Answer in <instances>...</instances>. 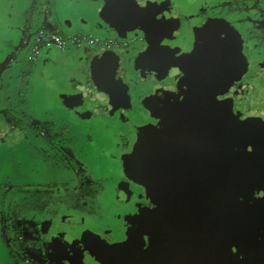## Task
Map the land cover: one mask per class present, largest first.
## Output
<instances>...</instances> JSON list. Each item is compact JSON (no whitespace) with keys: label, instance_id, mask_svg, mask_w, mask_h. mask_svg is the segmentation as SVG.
I'll use <instances>...</instances> for the list:
<instances>
[{"label":"flooded vegetation","instance_id":"af4514ba","mask_svg":"<svg viewBox=\"0 0 264 264\" xmlns=\"http://www.w3.org/2000/svg\"><path fill=\"white\" fill-rule=\"evenodd\" d=\"M187 1L169 0L168 10L165 9V12L169 11L173 18L176 16L170 20L179 24L178 29L171 35L161 32L160 37H157V30L153 32V36L156 37L154 40L150 37L149 25L144 29L141 26L138 36L126 35V30L122 31L119 26L107 24L105 21L89 24L85 28L67 25L56 18L51 10L50 0H32L39 18L23 25L27 36L22 44L20 43L22 34L17 36L21 30L6 33L7 44L3 45L4 50L0 49V62L4 63V70L8 74L10 71L14 73L21 70L23 75L19 77L24 81L21 86L26 83L24 76H27L30 81L24 87L29 89L30 86L33 87L31 78L39 83L53 80L52 83L57 86L55 88L61 93L56 96L58 92H53L56 103L50 107L52 111L50 118H40V110L31 107L33 114L30 119H39L40 122L32 130H29L31 129L29 126L25 127L24 141L27 142L28 137L35 139L34 141L43 148L44 154L53 158L52 163L58 169L73 170L75 177L72 181L62 183L50 181L41 185L37 181H16L13 170L22 167L17 163L16 166L8 163L5 169L17 184L11 191L12 194L6 197V211L11 209L14 212L12 216L18 217L22 214L21 210L32 211L36 208V212L41 211L43 217L39 216L38 219L41 225L48 224L49 233L43 235V238L40 237L35 245L39 252L46 253L48 258L46 261L49 264H79L80 260L81 264H97V258L83 261L81 256L71 259V254L66 258L57 256L54 245L63 241L58 235L81 238L82 231L91 229L96 230L101 236L108 234L113 240L117 236L116 232L131 227L134 221L143 227L147 221H151L154 235L156 231L158 238L163 241L164 246L159 247L160 256L151 264H182L186 259L185 263L190 264L196 261L198 255L195 254L203 248L208 254L213 253L216 261H222L225 248L233 246L230 243H233L237 233L230 230L234 236L218 239L212 249L206 248L203 236H197L193 244L184 246L182 250L178 247L177 240L170 233V223L177 215L176 206L188 198L190 192L186 188L178 189L179 183L184 185L188 178L180 181L175 177V173L180 172L179 166H196L199 163L200 170L205 168L211 178L218 180L219 154L224 151L223 149L228 150L230 146L243 144L245 136L248 135L246 136L248 138L249 133L252 141L257 142V131L264 122V69L259 74L254 72L259 71L255 61L257 59H260V62L264 61V30H261V33L259 31L252 33L253 36L258 34L257 38L250 37L248 51L251 55L250 68L253 70L245 79V76L239 73L245 70V64H237L232 56H223L224 51L221 48H226L224 39L231 40L234 27L240 32L245 28V24L251 26V29L258 27L255 26L256 19H252L253 24L235 15L238 8L242 12L245 0H205L201 8L198 7L199 3L197 4L199 0H194L193 3ZM179 11L182 12V16L178 17ZM217 12H221V16L225 19L212 20L209 23L211 26L209 30L202 33L199 26L204 20L201 19L215 16ZM205 13H208L207 16ZM120 18L125 23L133 24L141 19V14L134 8L123 7ZM243 32L245 33V29ZM103 50L111 53L124 52L115 79L108 73H104L101 81L96 79L97 62ZM135 54L144 60L139 63L134 61L131 69H128L124 62H128V57ZM51 72H58V76L54 77ZM7 77L14 79L11 74ZM94 79L100 83L98 97H101V103L110 106L102 111L105 116H102L99 110L90 115L93 98L97 96L96 88L91 87ZM118 82L119 85L116 84ZM11 88L14 86L7 82L0 90V94L11 99L13 95ZM256 88L262 90L263 96L250 97L247 92L256 91ZM69 97L76 98L74 106H68L64 102V99ZM11 102L13 104L11 109L17 105L19 113L28 117L24 107L19 106L15 98L11 99ZM28 105L32 106V104ZM11 109L8 116L24 126L26 121ZM60 114H63L62 118L57 117ZM97 119L99 120L96 121ZM114 119L120 126V138L125 142L121 154L122 166L121 171L115 173L116 175L110 174L104 177L96 171V165H90L88 155L83 153L88 150L93 151L94 145L102 141L101 134H104L106 129H110L109 122ZM94 121L101 123L100 129ZM257 122L260 123L259 126ZM68 126L73 128L77 126L80 132H85L88 136L87 139L82 138L80 150L70 144L66 133ZM2 140L0 137V162L5 161V157L16 155V151L14 153L12 149L5 150ZM41 140L47 141L50 148L41 144ZM23 144L26 146L25 142ZM36 146L35 144L34 147ZM37 149L40 151L38 147ZM23 162L31 165V161L26 157ZM142 164L145 165L146 176L139 179L136 172L137 167ZM256 174L260 176L259 179L255 180V184H250V178L254 179ZM263 175V170L261 172L253 170L251 175L245 176L243 186L244 193L253 186L252 193L247 192L248 197L251 194V203L259 204L262 210H264ZM2 177L0 175V178ZM120 183L127 186L130 191L127 198L122 199L118 195ZM111 192H115L114 195L120 200L117 201L112 197L109 199ZM58 194L66 195L69 201L68 207H65L67 199L59 200L64 198L61 196L51 199L50 202L42 200L46 195L48 198H53ZM99 199L103 204L102 213L110 214L108 218L99 216V213L90 215L92 210L100 212L99 207L95 209L92 207ZM133 204L138 205V211L128 210ZM43 207L46 209L42 210ZM65 208L69 213L63 211ZM119 209L127 217L124 223L119 216ZM252 211L257 212L255 208ZM146 214L149 219L145 218ZM262 221L263 217L261 219L258 217L257 223L250 225L258 229H255V232L264 230ZM20 225L23 226L24 222ZM24 227L21 229L11 227L7 223L2 224L0 240L9 250L11 264H38L42 262L39 258L33 261L25 255ZM11 230L15 233L12 239L9 237ZM18 232L23 234L18 235ZM259 235L260 233L257 237ZM245 240L250 239L247 236ZM251 241H253L252 246L259 243L261 247L264 245V237ZM17 244H21V247ZM168 245L174 247L172 250L177 248L180 251L179 257L175 256ZM170 251L171 256L168 257ZM208 254L203 257L204 259L197 258L196 263L201 264V261L211 259ZM230 261L234 260L230 259Z\"/></svg>","mask_w":264,"mask_h":264},{"label":"rangeland","instance_id":"374dc122","mask_svg":"<svg viewBox=\"0 0 264 264\" xmlns=\"http://www.w3.org/2000/svg\"><path fill=\"white\" fill-rule=\"evenodd\" d=\"M11 1L15 3L17 0H0V15L2 16V19H0V35L2 37H0V48H2L3 45H6L8 40V38L4 39L3 37L7 36L5 31V22L9 21V16L7 13L10 10L9 3ZM204 1L205 0H199L198 2L196 1L197 4L199 3L198 7L201 8L204 6ZM50 2L52 7L51 10H53L55 13L56 18L59 19L60 22H64L67 25L72 24V26L75 28H85L89 24L105 21L107 24L111 23L115 26H119L122 31L126 30V35L138 36L141 32L140 27L142 26V29H144V27H148L149 25L150 27L148 28V31L151 39L154 40L156 37L153 36V32L158 30L157 37L162 36V34H159L161 32L171 35L177 31L179 25L173 23L170 20L174 19L176 16L173 18L172 15L169 14V11L168 13L165 12V9L168 10L169 0H50ZM187 2L193 3L194 0H188ZM123 7H131L136 9L140 12L141 19H138L133 24L125 23V21L120 18V11ZM192 9L196 11L194 8ZM14 11L15 10H13V12ZM32 11L33 10H31V12ZM221 12H217L215 16L212 15L213 17L208 16V19H201L204 20V22H202V24L199 26L202 33H205L207 30H209L211 27L209 23L212 20L225 19L221 16ZM235 13L237 18L245 19V22L248 23L254 24L252 19H256L255 26H258L257 28L255 27V29L252 27V29H254L252 30L251 26L247 25L249 26L247 27L245 24V28H243L241 32L238 28L234 27V35L232 36L231 40L227 38L224 39L226 41V48L220 46L222 51H224L222 53L223 56H232L234 59H236L237 64H245V70H242L239 73L241 76H245L246 79V77L250 76L253 70L250 68L251 55L248 51V48L250 47V37L253 39L257 38L258 34L253 36L252 33L255 31H259V33H261V30H264V0H245V5L242 8V12L238 8L236 9ZM207 14L208 13H205L206 16ZM177 16H182V12L179 11ZM244 29L245 33L243 32ZM218 43L219 41L217 40V44ZM123 53V51L117 53L106 52L104 50L101 51V58L97 62L98 67L95 74L96 79H100L101 81L104 73L112 75L115 79L117 77L116 74L119 72ZM128 59V62H124V64L128 66V69H131L134 61L139 63L141 60H144V58H140L138 54L128 57ZM257 60L255 62L259 66V71L254 73L259 74L263 72L264 61L260 62V59L258 61ZM1 66H4V63L0 65V90L4 88L7 82H10L11 85L14 86V88H11L14 95L11 96V99L15 98L16 103L19 106L21 105L24 107L28 117H25L22 113H19L20 110L16 108L18 107L17 105L13 106L14 109H11L10 107L13 105L11 104V99L7 98L8 96L4 97L2 93L0 94V137L3 139L2 141L5 150L8 148L10 151L12 149L14 153L16 151V155L12 154V159L11 157H5V161L0 162V175L3 176L0 178V226L6 223L11 227H20L21 229H23L25 226L23 232L25 237V255L33 261L39 258L42 262H38V264H49V262L46 261V259H48L46 253L39 252L35 245L40 237L43 238V235L45 236L47 235L46 233H49L48 224L41 225L38 219L39 216L43 217L41 211L36 212V208L32 209V211L21 210L22 214H20V217L16 215L12 216V213L14 212L11 209L6 211L5 204L7 200L6 197L11 195V191L17 186V184L14 183V179H16V181H37L43 185L45 183H49L50 181H58L60 183L64 181H72L73 177H75L73 170L67 171L58 169V167L52 163L53 158L44 154L43 148H41L38 142L34 141L35 139H29L28 137V141H24L26 138L24 132L26 130L25 127L29 126V128L31 127L29 130H32V128L37 126V123L40 122L39 119H30L31 115L33 114V109L31 107H35L40 110V118H50V113L52 112L50 107L56 103L55 97L61 95V93L59 92L58 88H55L57 86L52 83L53 80L51 82L46 80L39 83V81L37 82L36 79L31 78V84H33V87L30 86L29 89L28 87L24 86L29 83L30 79H28L27 76H24L26 78V83L21 86V84L24 83V81L20 80L19 77V75H23L21 74V70H18L14 73L10 71L8 74L4 68H1ZM51 73L54 75V77L58 76V72ZM10 74L11 76L13 75L14 79H8L7 75L10 76ZM116 84L119 85L120 82ZM91 87L96 88L95 92L97 96L93 98L92 106L90 108V115L99 110L101 115L105 116L102 111L105 107L107 109L110 106L101 103V97H98L100 89L99 81L97 82V80L94 79ZM54 91L58 92L56 96L53 94ZM247 93L252 98L255 96L259 97V95L263 96L262 90L259 88H256V91L250 90ZM90 94L92 95V92ZM28 100H31V102H28ZM64 102L68 106H74L76 104V98L69 97L64 99ZM28 104H32V106ZM112 106L114 105L112 104ZM10 109L11 111L15 112L18 117L26 121L24 126L19 125L15 119L8 116ZM73 114L75 115L76 113L74 112ZM62 115L63 114L57 115V117L60 116V118H62ZM108 118L110 119L112 117ZM98 120L99 119L96 121ZM117 122L118 121L116 119H114L112 122L110 121V129H106L107 131H105L104 134H101L103 135L102 141L94 145L95 148L93 151L88 150L86 153H83L88 155L90 165H96L98 168H96V171L100 172V174L104 177L109 176L110 174L116 175L115 173L121 171V154L123 152V144L125 142L122 138H120V126H118ZM95 125L98 129H100L101 123L95 122ZM257 125L259 126L260 123L257 122ZM77 128V126H74V128L73 126H68V131L66 133L70 144L79 149L82 145V138L87 139L88 136L85 134V132H80ZM257 132L256 143L252 141V137L249 133V137L247 138L248 143L244 142L243 144L245 147L239 148L234 145L233 147L230 146L228 150L227 148L223 149L224 151L221 152L222 155L219 157L220 161L217 168L218 175L220 176L218 180L211 178L209 174H207L205 168H201L200 170L198 168L199 163L196 166H179L178 168H180V172L177 171L175 173V177L180 181L188 178V180L184 182V185L183 183H179L180 187L178 186V189L182 190L183 188H186L190 192L188 194L189 197L185 198L184 201L179 202L176 206L177 215L170 223L169 229L172 237L177 240L178 247L181 250L184 246H190L193 244L197 236H203L202 238L206 248L212 249L211 247L215 246L218 239L226 236L232 237L234 236V233H237L233 239V243H230L234 247H227L222 253L224 260L216 261V259L213 258L214 254H208L206 249L203 248L195 254L196 256L198 255L197 258H203L208 254L211 259L208 258L206 261H201V264H264V245L261 247V244L259 243L252 246L253 241H251L260 240L263 238L264 230L261 232H255L258 229L255 228V230L250 226L257 223L258 217H260V219L263 217L262 229H264V210H262V206L259 204L251 203V194H249L250 196L248 197L247 192L252 193L253 186H251L249 191H246V193L243 191L240 192L238 195L239 198L236 199L234 203L232 198L236 194V190L234 187H231L234 181L241 179L244 181L245 176L251 175L253 170H260V172L263 170L264 173V122L262 125H260V128ZM78 133L79 135H77ZM23 142L26 143V146L23 144ZM102 142L104 144H101ZM40 143L43 145H48L47 141L41 140ZM22 144L23 147L21 146ZM35 144L37 145L36 147H34ZM49 146L50 145H48V147ZM37 147L40 151H38ZM238 150L239 152L240 150H243V153L245 152V156L247 155L246 157H248L245 159V164L248 167L247 170H245V168L242 170H236L232 164L231 160L233 158V153ZM94 154H96V156ZM20 155L21 157H18ZM25 157L31 161V165H29L27 162H23ZM234 161L237 163L238 159ZM57 162L59 163V161ZM8 163H12L14 166H16L17 163L22 166L17 170H13V172H15L13 173L14 179H11L9 177L8 170H5L7 169L6 166ZM144 169L145 165L143 164L137 167L136 176L139 179L145 178L146 173H144ZM186 170L190 171L185 172ZM259 177L260 176L256 174L254 179L250 178V184H255V180L259 179ZM262 181L264 182V175L262 176ZM118 188V195L122 199L129 196L130 191L128 190L127 186L120 183ZM115 192L117 193V190H115ZM115 192L110 193L109 199L112 197V199H116L118 201L120 199L116 198L114 195L116 194ZM70 195L71 193H69V196ZM57 196L64 197L60 198L59 200L67 199L66 195L58 194L53 198H48L46 195L42 200L50 202L51 199H57ZM68 202L69 201L67 199L65 207H68ZM96 202L97 204H94L92 207L93 209L99 207L100 212H95L92 210L90 211V215L99 213V216L108 218L110 215L108 212H105L106 214L102 213L104 211L103 204L101 203L100 199L98 201L96 200ZM37 205L40 206L42 204ZM117 206L118 205L116 204L115 207ZM259 206L261 207V210ZM252 207L255 208L258 213L252 211ZM87 208L89 209V207ZM128 208L130 212L138 211L137 209H139L138 205L135 204L130 205ZM44 209L46 208L43 207L42 210ZM63 211L69 213L67 208L63 209ZM119 212L121 221L124 220V223L127 221V217L125 216V213H121L120 209ZM45 213L46 211L44 214ZM30 214L32 215L28 217ZM65 215L67 214L65 213ZM145 218L149 219L147 214ZM22 221L24 222L23 226L20 225V223H23ZM132 223V226L126 228V230L124 229L120 232H116L117 236L113 240L108 234L101 236L96 232V230L91 229L82 231L81 238H75L74 236L73 238L68 236L62 237L61 235H58V238H61L60 240L63 239V241L54 245L55 254L62 258H66V256L71 254V259L81 256L83 261L87 260L88 258H93L92 260L97 258V264H151L153 260L160 256L159 247L162 245L164 246L162 243L163 241L158 238L156 231V236L154 235V226L151 221H147L144 227L135 221ZM230 230L234 232L233 235ZM13 233L14 232L12 231L9 235L11 239L13 237L12 235L15 234ZM23 233L18 232V235ZM258 233H260V235L257 237ZM247 236L250 240H245V237L247 238ZM243 240H245V242L242 244ZM17 246L21 247V244H17ZM168 247L171 246L168 245ZM172 249H174V247H171V251L176 257H179L180 251L177 248L176 250ZM171 251L170 254H168V257L171 256ZM209 252H211V250ZM9 256V250L0 240V264H11V259ZM197 258L195 260L198 262ZM230 259H233L234 261L232 262ZM196 261L190 264H197ZM185 262H187V259L183 260L182 264ZM79 264H81V260L79 261Z\"/></svg>","mask_w":264,"mask_h":264},{"label":"crops","instance_id":"0c3cea01","mask_svg":"<svg viewBox=\"0 0 264 264\" xmlns=\"http://www.w3.org/2000/svg\"><path fill=\"white\" fill-rule=\"evenodd\" d=\"M10 10L7 13L9 16V21L5 22L6 33L10 34L11 32H17L21 30V33L18 32L17 36L21 35L20 43L22 44L24 42V39L26 40V31L24 30L23 25H25L28 22H31L32 19H38L39 14L36 13L32 0H18L15 3L10 2L9 3ZM13 10H15L13 12ZM31 10H33L31 12ZM0 19H2V16L0 15ZM1 37V35H0ZM2 38V37H1ZM5 39V37H3ZM0 49H5V46H2ZM3 64L0 62V65ZM3 68V66H1Z\"/></svg>","mask_w":264,"mask_h":264},{"label":"water","instance_id":"95a60500","mask_svg":"<svg viewBox=\"0 0 264 264\" xmlns=\"http://www.w3.org/2000/svg\"><path fill=\"white\" fill-rule=\"evenodd\" d=\"M246 136H248V135H246ZM246 136H245V143H248L247 142V138H246ZM244 142H243V144H244ZM243 144H239V145H237V147H241V148H243V147H245V146H243ZM220 156L222 155V154H219ZM240 155V156H239ZM247 156V155H246ZM245 156V152L243 153V150H240V152H239V150L238 151H236V152H234L233 153V158H232V164L234 165V168L236 169V170H242L243 168H245V170H247L248 169V167H247V165L245 164V159L246 158H248V157H246ZM236 159H238V161H237V163L234 161V160H236ZM249 160H250V158H249ZM243 186H244V181L241 179V180H238V181H234L233 183H232V185H231V187L233 188L234 187V189L236 190V194L234 195V197L232 198V200H233V203H234V201L236 200V199H238L239 198V193L240 192H244V188H243ZM238 196V197H237Z\"/></svg>","mask_w":264,"mask_h":264}]
</instances>
